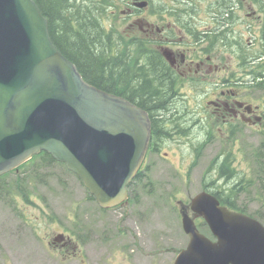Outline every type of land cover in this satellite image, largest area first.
Listing matches in <instances>:
<instances>
[{
  "label": "water",
  "instance_id": "water-1",
  "mask_svg": "<svg viewBox=\"0 0 264 264\" xmlns=\"http://www.w3.org/2000/svg\"><path fill=\"white\" fill-rule=\"evenodd\" d=\"M151 134L146 109L86 80L60 51L36 0H0V176L45 151L76 173L101 207H113L128 200ZM190 207L194 215L181 209L190 238L174 264H264L259 219L208 190ZM197 216L212 236L201 232Z\"/></svg>",
  "mask_w": 264,
  "mask_h": 264
},
{
  "label": "rangeland",
  "instance_id": "rangeland-1",
  "mask_svg": "<svg viewBox=\"0 0 264 264\" xmlns=\"http://www.w3.org/2000/svg\"><path fill=\"white\" fill-rule=\"evenodd\" d=\"M196 1L206 9L205 0ZM242 6L241 20L245 24L253 21L247 15L253 9H246L245 3ZM111 23L112 19H105L107 26ZM231 55L236 56L234 52ZM234 60L237 58L231 61V69L247 80L241 85L245 96L264 110V90L252 83L250 66L239 67ZM184 91L191 92L188 87ZM196 102L186 99L182 106L189 119L188 110L197 107ZM204 106L203 100L198 104L200 114L194 117L205 116L211 135L200 156L195 150V137L179 133L167 136L161 149L148 155L143 165L145 176L134 183L132 190L129 185L132 198L125 203L103 209L96 198L90 197L82 179L58 161L46 164L40 157L34 159L21 168L20 184H16L15 171L5 175L3 182L9 193L0 194V264H174L189 241L179 202L189 203L203 190L205 179L216 180L219 188L228 187L230 182L219 178L216 169L209 170L227 138ZM257 129L245 127L231 151L233 166L239 171L236 180L244 178L235 204L258 215L264 224V127ZM196 220L203 222L200 217ZM199 228L210 236L206 223ZM58 230L72 237L75 249L66 252L49 244Z\"/></svg>",
  "mask_w": 264,
  "mask_h": 264
},
{
  "label": "flooded vegetation",
  "instance_id": "flooded-vegetation-1",
  "mask_svg": "<svg viewBox=\"0 0 264 264\" xmlns=\"http://www.w3.org/2000/svg\"><path fill=\"white\" fill-rule=\"evenodd\" d=\"M126 1L119 11L109 14L112 36L119 48L140 46L141 51L146 52L138 58V66L146 70L147 76L158 69L157 79L171 85L163 98L170 105L167 110L173 112L172 117L178 115L180 118L173 126L171 120L166 119L165 110L152 111L153 131L154 122L164 119L166 128H174L170 136L179 133L195 137L197 145L204 146L210 139L208 123L205 116L194 117L200 114L198 104L203 100L209 117L219 125L226 138L239 135L245 127H264V110L249 100L241 88L247 81L245 75L240 77L231 69L234 57L243 68L264 63V17L261 15L264 0H205L208 11L196 0H142L146 3L143 7L138 6L136 0ZM243 3L246 9H253L247 13L253 21L246 24L240 17ZM113 48V61L118 62L119 55L116 47ZM187 87L190 93L184 91ZM186 99L198 101L197 107L188 110L191 119L182 107ZM198 126L201 129H197ZM167 139L154 141L151 138L146 160L150 153L159 151ZM168 154L165 152L166 156ZM49 244L66 252L76 248L68 234L62 236V240L54 238Z\"/></svg>",
  "mask_w": 264,
  "mask_h": 264
},
{
  "label": "trees",
  "instance_id": "trees-1",
  "mask_svg": "<svg viewBox=\"0 0 264 264\" xmlns=\"http://www.w3.org/2000/svg\"><path fill=\"white\" fill-rule=\"evenodd\" d=\"M36 1L42 13L48 18L53 42L65 56L76 63L86 80L108 92L126 97L146 108L150 113L156 110H165V117L167 120H171L170 123H173V126L179 123L180 118L177 117L178 115L172 117L173 112L167 110L170 105L163 98L164 92H168L171 85L157 79L158 69H154L155 75L152 73L147 76L146 70L137 64L138 58L144 52L141 51V47L136 49L119 48L110 27L105 24V19H108L109 14H112L111 11H119L122 4L127 3L126 0ZM113 47H116L119 55L118 62L113 61L111 54L115 50ZM248 71L254 74V86L264 90V63H258L250 67ZM164 124H166L164 119L154 122V141L170 136L173 131V126L166 128ZM202 146L203 144L195 145L198 157ZM255 154L261 155L259 151H255ZM38 157L43 159L46 164L57 161L50 153L43 151L20 166L19 170ZM234 160L233 152L225 146L212 160L209 170L216 169L219 178H223L227 182L230 181L229 186L219 188L214 184L216 180L211 179L207 182L205 179L203 188L217 195L221 203L230 208L247 212L244 207L235 204L236 195L243 185L244 178L236 180L239 171L233 166ZM144 174L145 171L142 168L131 183V190L134 188V183L142 179ZM4 178V175L0 177V194L9 193V190L5 188ZM20 182H23L21 173L17 174L16 184H20ZM90 197L95 198L91 193ZM130 198H132L131 191ZM255 216L258 217V215ZM203 223L205 222H200L198 225Z\"/></svg>",
  "mask_w": 264,
  "mask_h": 264
}]
</instances>
